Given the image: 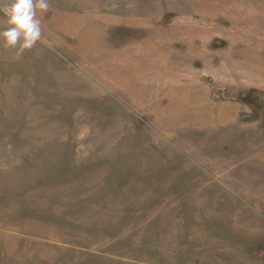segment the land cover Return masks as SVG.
Segmentation results:
<instances>
[{"label": "rangeland", "instance_id": "374dc122", "mask_svg": "<svg viewBox=\"0 0 264 264\" xmlns=\"http://www.w3.org/2000/svg\"><path fill=\"white\" fill-rule=\"evenodd\" d=\"M116 2L0 42V264H264V0Z\"/></svg>", "mask_w": 264, "mask_h": 264}, {"label": "clouds", "instance_id": "9594fccd", "mask_svg": "<svg viewBox=\"0 0 264 264\" xmlns=\"http://www.w3.org/2000/svg\"><path fill=\"white\" fill-rule=\"evenodd\" d=\"M119 7L116 0L111 4ZM52 8L51 0H0V16L5 27L0 31V42L8 50H14L19 59L25 51H30L38 43L48 44L40 16Z\"/></svg>", "mask_w": 264, "mask_h": 264}]
</instances>
